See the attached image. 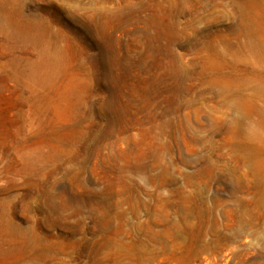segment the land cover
I'll list each match as a JSON object with an SVG mask.
<instances>
[{
    "label": "rangeland",
    "instance_id": "obj_1",
    "mask_svg": "<svg viewBox=\"0 0 264 264\" xmlns=\"http://www.w3.org/2000/svg\"><path fill=\"white\" fill-rule=\"evenodd\" d=\"M0 264H264V0H0Z\"/></svg>",
    "mask_w": 264,
    "mask_h": 264
}]
</instances>
